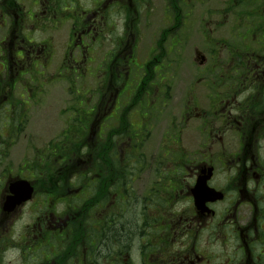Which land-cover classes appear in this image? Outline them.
Masks as SVG:
<instances>
[{
    "label": "flooded vegetation",
    "instance_id": "af4514ba",
    "mask_svg": "<svg viewBox=\"0 0 264 264\" xmlns=\"http://www.w3.org/2000/svg\"><path fill=\"white\" fill-rule=\"evenodd\" d=\"M32 255L264 264V0H0V264Z\"/></svg>",
    "mask_w": 264,
    "mask_h": 264
},
{
    "label": "rangeland",
    "instance_id": "374dc122",
    "mask_svg": "<svg viewBox=\"0 0 264 264\" xmlns=\"http://www.w3.org/2000/svg\"><path fill=\"white\" fill-rule=\"evenodd\" d=\"M198 45L199 43H197V41H195V43L190 45V50L188 51V54H187V65L183 69L184 76L189 80L193 79L196 76V73H195L194 66H192L190 59H188V55L190 53L189 56L192 59L193 48ZM58 100L59 101H56L58 102V104L54 108L55 111L57 110L65 111L66 109L69 108V105H68L69 97L63 96V90H62L61 97ZM50 111L51 110H48V114L50 113ZM57 116H58V113H55L52 115V117H47L46 119H42L41 121L38 119L35 120V122L32 124L33 127L31 129L29 128V139H28V141L30 142L33 148L42 147V146L47 147L49 142L52 143L60 139L62 134L59 133V129H54V131L52 130L53 127L64 126L63 122L59 124ZM61 120L63 121V119ZM22 141L25 142L27 141V139H24ZM29 152L31 153L32 149L29 150Z\"/></svg>",
    "mask_w": 264,
    "mask_h": 264
},
{
    "label": "clouds",
    "instance_id": "9594fccd",
    "mask_svg": "<svg viewBox=\"0 0 264 264\" xmlns=\"http://www.w3.org/2000/svg\"><path fill=\"white\" fill-rule=\"evenodd\" d=\"M11 238H12V240L17 239L15 232H13ZM9 251H15L17 253V256H19L20 252H21V250L19 248L9 249ZM4 264H7V261H4ZM17 264H19V262H17ZM26 264H39V257L37 255L30 256L27 259Z\"/></svg>",
    "mask_w": 264,
    "mask_h": 264
}]
</instances>
